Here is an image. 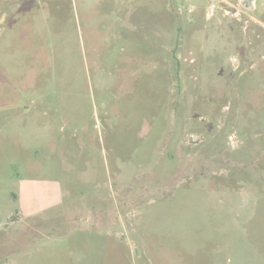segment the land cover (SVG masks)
<instances>
[{
    "label": "rangeland",
    "instance_id": "1",
    "mask_svg": "<svg viewBox=\"0 0 264 264\" xmlns=\"http://www.w3.org/2000/svg\"><path fill=\"white\" fill-rule=\"evenodd\" d=\"M0 0V264H264V0Z\"/></svg>",
    "mask_w": 264,
    "mask_h": 264
},
{
    "label": "water",
    "instance_id": "2",
    "mask_svg": "<svg viewBox=\"0 0 264 264\" xmlns=\"http://www.w3.org/2000/svg\"><path fill=\"white\" fill-rule=\"evenodd\" d=\"M253 3H254V0H242V7L246 9H251Z\"/></svg>",
    "mask_w": 264,
    "mask_h": 264
},
{
    "label": "flooded vegetation",
    "instance_id": "3",
    "mask_svg": "<svg viewBox=\"0 0 264 264\" xmlns=\"http://www.w3.org/2000/svg\"><path fill=\"white\" fill-rule=\"evenodd\" d=\"M240 5L242 6V0L240 1Z\"/></svg>",
    "mask_w": 264,
    "mask_h": 264
}]
</instances>
